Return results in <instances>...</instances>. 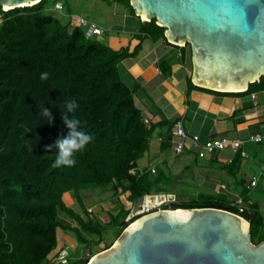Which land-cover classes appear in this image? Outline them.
<instances>
[{
    "label": "trees",
    "instance_id": "obj_1",
    "mask_svg": "<svg viewBox=\"0 0 264 264\" xmlns=\"http://www.w3.org/2000/svg\"><path fill=\"white\" fill-rule=\"evenodd\" d=\"M57 1L52 5L50 0H41L8 10L0 5V264H51L65 244L59 229L74 232L78 243L89 250L84 256L70 254L64 264H86L97 253L94 246L105 241L110 226L115 228V239L104 249L136 219L127 221L130 210L122 206L109 214L108 222L91 214L84 218L66 205L63 195L70 190L81 198L85 190L117 195L123 188L131 201L152 193L175 194L176 200L165 209L213 207L232 211L250 222L254 243L263 241L264 210L258 201H251L245 182L236 183L246 203L240 212L231 204L237 197L233 193L211 189L197 195L184 190L177 194L163 187L164 172L136 171L153 133L166 127L164 139L169 147L176 122H144L133 90L119 69L121 60L130 53L115 50L97 37L88 38L83 26L64 23L50 10ZM113 2L122 3L136 15L142 31L154 38L165 37L166 28L155 18L142 20L131 0ZM183 48L192 69L190 43ZM41 72L49 73L46 80L40 79ZM187 82L189 90L220 92L195 85L191 76ZM261 90L264 75L238 93ZM69 99L78 105L69 115L79 119L93 139L76 154L75 165L57 168L53 167L56 150L46 145L67 132L61 113ZM42 107L49 110L51 124L41 116ZM241 165L239 152L219 168L236 178Z\"/></svg>",
    "mask_w": 264,
    "mask_h": 264
},
{
    "label": "water",
    "instance_id": "obj_2",
    "mask_svg": "<svg viewBox=\"0 0 264 264\" xmlns=\"http://www.w3.org/2000/svg\"><path fill=\"white\" fill-rule=\"evenodd\" d=\"M41 0H0L5 9ZM138 16L156 19L165 37L190 43L192 82L221 92H239L264 75V0H131ZM7 7V8H5ZM175 194L137 199L130 223L113 245L86 264H264V240H252L250 222L213 208L159 209ZM150 199L151 203L148 202ZM183 211V212H180Z\"/></svg>",
    "mask_w": 264,
    "mask_h": 264
},
{
    "label": "crops",
    "instance_id": "obj_3",
    "mask_svg": "<svg viewBox=\"0 0 264 264\" xmlns=\"http://www.w3.org/2000/svg\"><path fill=\"white\" fill-rule=\"evenodd\" d=\"M107 6L111 13L122 15V19L114 27L101 24L103 20H93L104 29L103 34L97 38L115 50L125 49L130 53L121 60L119 69L122 79L133 90L135 103L141 109L144 119H149V125L162 120L182 121L185 130L190 134H198L202 141L219 136L242 141L237 151L229 146L203 156L187 141L185 151L175 154L173 143L169 147L165 144L166 127L159 128L150 138L149 150L137 161L136 171L149 172L155 168V175L166 170L170 176L191 171L201 178L203 187L233 193L235 196H239L238 189L241 190L237 188V182H245L251 192L257 189L260 180L264 179V90L253 93L189 90L187 79L191 76L192 69L184 45L174 44L166 37H151L140 29L138 18L134 14L129 15L127 8L121 9L113 1L108 2ZM67 13L70 18L65 23L76 25L77 17L81 16L71 12H66L65 16ZM256 134H261L263 139L258 142L251 140L250 137ZM239 152L242 155V165L236 178L213 163L215 160L228 164ZM144 158L147 162L142 163ZM249 171H252L251 174H248ZM223 178L229 180L230 184ZM253 179H257L255 186L251 184ZM63 199L67 206L84 218L91 214L102 222H108L109 214L118 212L122 200H129V196L123 188H119L117 195L108 191L101 193L85 190L81 193V198L74 190H70L64 193ZM260 206L264 210V204ZM62 216L72 225H77L66 214ZM64 239L63 249H68L70 254L72 249L81 246L77 242L70 246L75 239ZM102 250L104 249H97L96 252ZM88 251H84L81 256Z\"/></svg>",
    "mask_w": 264,
    "mask_h": 264
},
{
    "label": "rangeland",
    "instance_id": "obj_4",
    "mask_svg": "<svg viewBox=\"0 0 264 264\" xmlns=\"http://www.w3.org/2000/svg\"><path fill=\"white\" fill-rule=\"evenodd\" d=\"M54 1L56 0H50L52 5H54ZM59 2H62L64 4V9L62 10L63 13H56L59 15V17L62 19V21L68 22L69 15L68 13L65 16L66 12H71L72 14L80 15L81 17H84L87 20L93 21H102L101 24H106V26L114 27L117 24H119V21L122 19V15L111 13L108 9L107 3L112 2L113 0H58ZM118 7L124 8V5L120 2H117ZM7 8V7H5ZM130 12V10L128 9ZM132 14L131 12L129 15ZM144 18H142L143 20ZM129 20V19H127ZM127 22V21H126ZM128 26L131 25L130 21H128ZM141 159V158H140ZM143 162H147L144 158L141 160ZM141 163V162H139ZM216 167H219L221 163L219 162H213ZM224 170V169H223ZM226 171V170H224ZM227 172V171H226ZM249 171L248 174H251ZM228 173V172H227ZM255 173V172H254ZM229 174V173H228ZM164 185L163 187L166 190H174L177 194L184 191H187L189 194L197 195L199 192H208L211 190L209 187H203L202 182L200 181L201 178L196 175L195 173H192L191 171H186L183 174H178L176 176H169L164 171ZM224 181H227L228 184H230L229 180L223 178ZM231 188V187H230ZM95 191H98V189H93ZM87 191V190H86ZM253 192H249V198L251 201H258V204H264V179L260 180V184L258 185L257 189L252 190ZM255 191V192H254ZM85 193V192H84ZM176 199L177 197L174 196ZM93 203L98 204V202L93 201ZM85 204H87L85 202ZM91 204V203H90ZM122 206L124 207V210H131L135 206V202L131 201L130 199H123L121 202ZM100 207L99 205H97ZM79 207L82 208L81 204H79ZM79 207H77L78 211ZM131 208V209H130ZM60 232V238L62 239V242H64V238L68 240H74L75 242L73 244H70V246H73L76 242L78 245H81L76 240L75 233L69 230H62L59 229ZM115 228H112V226L107 229V232L105 234V241L101 244V246H94V250L97 251V249H104L106 245H108L110 242H112L115 239ZM62 243H60L59 247H61ZM58 247V248H59ZM77 249V250H76ZM76 249L71 250V254L73 256H81L84 251H87L88 248H85V246L81 245L80 247H77ZM88 253V252H87ZM85 253L84 255H87ZM51 264H58V263H51Z\"/></svg>",
    "mask_w": 264,
    "mask_h": 264
},
{
    "label": "built area",
    "instance_id": "obj_5",
    "mask_svg": "<svg viewBox=\"0 0 264 264\" xmlns=\"http://www.w3.org/2000/svg\"><path fill=\"white\" fill-rule=\"evenodd\" d=\"M64 9V4L62 2L57 1L55 3V6L53 8H50V10H54L55 13H62V10ZM76 25H80L85 27V34L88 38H94L98 35L103 34L104 29L97 25L96 23L85 19L84 17H77ZM253 97H255V94H253ZM144 122L149 125V119H144ZM251 140L254 141H261L263 139V136L261 134H256L250 137ZM187 141H190V145L194 146L198 150V154L200 156H203L205 153H214L219 152L221 150H224L225 148L231 146L235 151L240 148L242 141L229 138L227 136H219V137H213V138H207L204 141L201 140V137L198 134H190L185 130V127L182 123V121H177L172 129V137L171 142L173 143V150L175 154H181L185 151L186 147L188 146ZM135 172V170H133ZM152 173H156V169H151ZM251 184L255 186L257 184V179H253ZM174 199L173 201H175ZM171 200H166L162 203H159L155 206H147L145 208V213H149L155 210L159 209H165V206L170 205ZM232 206H235L239 209L240 212H243L246 208V203L241 196H237L232 201ZM91 212V209H90ZM70 258V252L68 249H62L61 252L52 259L53 263L58 264H64L67 263V261Z\"/></svg>",
    "mask_w": 264,
    "mask_h": 264
},
{
    "label": "clouds",
    "instance_id": "obj_6",
    "mask_svg": "<svg viewBox=\"0 0 264 264\" xmlns=\"http://www.w3.org/2000/svg\"><path fill=\"white\" fill-rule=\"evenodd\" d=\"M59 16V15H58ZM48 72H41L40 79L46 80ZM75 99H69L64 102V111L61 113V119L67 128V132L55 139L53 144L46 145L48 149H55V158L53 167H72L76 163V154L83 150L93 137L83 130L81 121L75 116L69 115L77 108ZM41 116L49 124L52 122V116L46 107L40 110Z\"/></svg>",
    "mask_w": 264,
    "mask_h": 264
},
{
    "label": "bare ground",
    "instance_id": "obj_7",
    "mask_svg": "<svg viewBox=\"0 0 264 264\" xmlns=\"http://www.w3.org/2000/svg\"><path fill=\"white\" fill-rule=\"evenodd\" d=\"M143 18L146 19V17L143 15ZM148 202L151 203L150 199H148ZM180 212H183V211H180Z\"/></svg>",
    "mask_w": 264,
    "mask_h": 264
}]
</instances>
